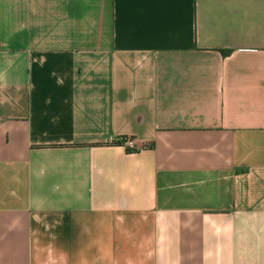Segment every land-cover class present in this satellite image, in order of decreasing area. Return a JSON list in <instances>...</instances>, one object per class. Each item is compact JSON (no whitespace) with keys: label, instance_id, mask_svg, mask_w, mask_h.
Instances as JSON below:
<instances>
[{"label":"crops","instance_id":"1","mask_svg":"<svg viewBox=\"0 0 264 264\" xmlns=\"http://www.w3.org/2000/svg\"><path fill=\"white\" fill-rule=\"evenodd\" d=\"M0 264H264V0H0Z\"/></svg>","mask_w":264,"mask_h":264},{"label":"built area","instance_id":"2","mask_svg":"<svg viewBox=\"0 0 264 264\" xmlns=\"http://www.w3.org/2000/svg\"><path fill=\"white\" fill-rule=\"evenodd\" d=\"M127 150H131L133 148V141L131 136H124L122 138H119V140Z\"/></svg>","mask_w":264,"mask_h":264},{"label":"trees","instance_id":"3","mask_svg":"<svg viewBox=\"0 0 264 264\" xmlns=\"http://www.w3.org/2000/svg\"><path fill=\"white\" fill-rule=\"evenodd\" d=\"M224 52H225V51H224ZM224 52H223V53H224ZM115 143H117V144H121V142H120V141H116Z\"/></svg>","mask_w":264,"mask_h":264}]
</instances>
